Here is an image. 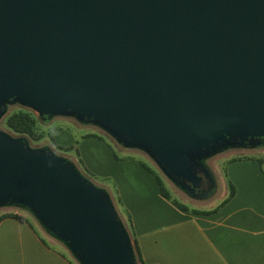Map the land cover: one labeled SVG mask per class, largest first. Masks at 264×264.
Returning a JSON list of instances; mask_svg holds the SVG:
<instances>
[{"label":"water","instance_id":"1","mask_svg":"<svg viewBox=\"0 0 264 264\" xmlns=\"http://www.w3.org/2000/svg\"><path fill=\"white\" fill-rule=\"evenodd\" d=\"M15 101L101 125L201 195L203 158L264 143V0H0V117ZM1 205L81 264H136L105 189L0 130Z\"/></svg>","mask_w":264,"mask_h":264},{"label":"crops","instance_id":"2","mask_svg":"<svg viewBox=\"0 0 264 264\" xmlns=\"http://www.w3.org/2000/svg\"><path fill=\"white\" fill-rule=\"evenodd\" d=\"M95 134L101 137H84L78 143L82 156L88 168L112 180L113 187L104 184L102 188L118 197L121 208L130 215L145 263L264 264L262 158L247 154L227 157L233 197L213 213H195V207L183 209L163 196L155 175L139 160L117 159L103 136ZM227 193L225 189L224 198ZM218 204L195 209L213 210ZM5 213L23 219L5 217L0 221V264H76L23 212Z\"/></svg>","mask_w":264,"mask_h":264},{"label":"rangeland","instance_id":"3","mask_svg":"<svg viewBox=\"0 0 264 264\" xmlns=\"http://www.w3.org/2000/svg\"><path fill=\"white\" fill-rule=\"evenodd\" d=\"M21 106L22 104L18 101L7 103L5 114L11 112L12 110L18 109ZM3 116L0 117V130L8 132L2 122ZM44 126H46L47 132H51L52 130L51 134L56 142H58L63 146H67V145L74 146L75 149H73L70 152L57 150L53 146V143L51 142L50 138L47 136H45V138L42 139L41 141H37V142H32L26 138L29 143V147L32 149H50L57 155L71 162L85 178L93 182L96 186L104 188L105 186L104 184H106L113 187L112 186L113 182L110 178L103 177L87 167V162L82 156V149L78 144L79 142H82L86 134L95 133V132L103 136V141H105L107 144L111 146L117 159L144 161L161 176L164 183V187L167 189V191L172 197L171 200L175 199L179 202L185 203L189 207H195V208L213 207L217 205L219 202H221L222 198H224L223 196L225 189L228 192L226 181H229L227 176V168L230 162L227 161V157L233 154L234 155L247 154V155H253L258 158H262L264 160V143L254 146L246 145V146L229 147L211 156L203 158L201 160V163L205 165L207 169H209V172L211 173V177L208 183V189L207 191L204 190V193H202L201 195L193 196L189 194L186 190L182 189L177 183L171 180L164 173L162 168L159 166L157 161L154 159V157L151 155V153L148 150L138 145H128L125 144L124 142L119 141L113 134H111L107 129H105L101 125L92 122L81 121L76 115L59 114V115H54L51 118L45 120ZM14 137L16 136L14 135ZM92 161L94 162V160ZM224 175H225V179H224ZM108 193L113 201L114 207L117 211L120 220L122 221L123 226L127 230L132 240L126 213L121 211L120 205L116 200V198L113 196V194L110 191H108ZM15 209L23 212L36 225L38 230L47 237V239H49L56 247L65 251V253H67L76 264H81L78 261V259L74 256V254L71 252L69 247L59 238L52 235L42 225V223L37 219V217L26 207L15 206V205H1L0 215H2L4 212L8 210H15ZM136 264H138L137 260H136Z\"/></svg>","mask_w":264,"mask_h":264},{"label":"trees","instance_id":"4","mask_svg":"<svg viewBox=\"0 0 264 264\" xmlns=\"http://www.w3.org/2000/svg\"><path fill=\"white\" fill-rule=\"evenodd\" d=\"M47 119H49V118H44V117L40 116L39 114H37V112H35L34 110H32L29 107L21 106L18 109L12 110L11 112L7 113L3 117L2 122H3V125L6 128V130L13 135L26 137L27 139H29L32 142L41 141L42 139L45 138V136H47L50 138L51 142L53 143V146L57 150L70 152L73 149H75L74 146H63L53 139L52 134H51L52 130H51V132H47L46 126H44L45 120H47ZM90 136L101 137L100 135L95 134V133L86 134L84 137H90ZM233 160H231V161H233ZM139 162L142 164L143 167H145L148 171H150L151 173H153L155 175V177L159 183V186H160V189H161L163 196H165L166 198L171 200L172 197L169 194V192L167 191V189L164 187V183H163L161 176L151 166H149L144 161L139 160ZM227 188H228V193H227L226 197L223 200H221V202L218 204V206L216 208H214L213 210H202V211L194 208L193 209L194 212L195 213L210 214V213H213L214 211H216L218 207H220V206L224 205L226 202H228L233 197V195L235 193V187L231 183V181H227ZM115 198L118 201L120 208H121V201L118 199V197H115ZM172 201L176 205H178L179 207H181L183 209H188V206L186 204L179 202L175 199ZM121 211L126 213V211L122 208H121ZM126 215H127V219H128L129 230H130L131 236H132L136 260H137L138 264H147L144 262V260L142 258L141 251H140L139 244H138V240H137L135 232H134V227H133L131 217L127 213H126ZM5 217H19L20 219H23L22 216H19L17 214L5 213V214L0 215V221L2 219H4Z\"/></svg>","mask_w":264,"mask_h":264},{"label":"flooded vegetation","instance_id":"5","mask_svg":"<svg viewBox=\"0 0 264 264\" xmlns=\"http://www.w3.org/2000/svg\"><path fill=\"white\" fill-rule=\"evenodd\" d=\"M206 182V181H205ZM209 183V182H208ZM208 183L206 184V183H204V185L203 186H201V189L202 190H206L207 191V189H208Z\"/></svg>","mask_w":264,"mask_h":264}]
</instances>
